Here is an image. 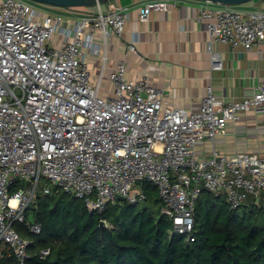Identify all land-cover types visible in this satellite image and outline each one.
Masks as SVG:
<instances>
[{
	"label": "built area",
	"instance_id": "obj_1",
	"mask_svg": "<svg viewBox=\"0 0 264 264\" xmlns=\"http://www.w3.org/2000/svg\"><path fill=\"white\" fill-rule=\"evenodd\" d=\"M182 1L148 0L139 18L148 21ZM201 1L198 20L210 35L213 69L223 65L214 42L250 50L264 41L263 8ZM127 19L123 8L102 4L59 8L0 0V256L8 250L18 264L30 257L31 240L18 225L41 232L28 211L43 178L53 184L46 193L68 192L99 212L120 195L142 201L147 180L159 189L174 232L187 241L195 240L203 189L223 194L232 209L263 203L264 152L215 148L200 157L195 145L214 140L244 110L264 117V82L230 101L209 84L200 109L192 111L167 104L165 90L148 75L128 77V62L120 59L109 73L114 87L103 94L109 39L123 38ZM135 40L130 47L137 51ZM99 55L103 64L94 80L90 58Z\"/></svg>",
	"mask_w": 264,
	"mask_h": 264
},
{
	"label": "trees",
	"instance_id": "obj_2",
	"mask_svg": "<svg viewBox=\"0 0 264 264\" xmlns=\"http://www.w3.org/2000/svg\"><path fill=\"white\" fill-rule=\"evenodd\" d=\"M142 187V201L118 199L102 212L55 188L37 195L28 218L42 224L41 232L18 225L31 240L24 264H264V203L232 209L223 194L203 189L195 208V240L187 241L162 212L157 186L144 180ZM45 248L50 252L41 256ZM0 264L18 260L5 250Z\"/></svg>",
	"mask_w": 264,
	"mask_h": 264
},
{
	"label": "crops",
	"instance_id": "obj_3",
	"mask_svg": "<svg viewBox=\"0 0 264 264\" xmlns=\"http://www.w3.org/2000/svg\"><path fill=\"white\" fill-rule=\"evenodd\" d=\"M148 0H110L104 10L121 7L127 14L123 38L110 37L103 78L102 93L114 87L109 73L118 60L128 62L126 75H148L152 82L165 90L169 105L197 111L209 84L219 98L226 101L241 98L264 82V41L252 49L216 41L213 49L219 53L222 68L213 69L210 35L205 23L198 20L201 0H184L168 10H156L148 21L139 12ZM242 8H263L264 0L239 4ZM77 12L81 13V10ZM135 38L138 50L130 43ZM93 79L102 69V56L90 58ZM234 154L240 151L264 152V117L254 110L240 112L238 119L229 120L214 140L205 139L195 145L196 153L209 157L214 149Z\"/></svg>",
	"mask_w": 264,
	"mask_h": 264
},
{
	"label": "water",
	"instance_id": "obj_4",
	"mask_svg": "<svg viewBox=\"0 0 264 264\" xmlns=\"http://www.w3.org/2000/svg\"><path fill=\"white\" fill-rule=\"evenodd\" d=\"M32 1L48 4V5L56 6V7L70 8V7H85V6H90V5L103 4L110 0H32ZM210 1L223 3V4L239 5V4L249 2L251 0H210ZM137 181L141 182V179H138ZM119 199L126 200V197L123 195H120Z\"/></svg>",
	"mask_w": 264,
	"mask_h": 264
},
{
	"label": "rangeland",
	"instance_id": "obj_5",
	"mask_svg": "<svg viewBox=\"0 0 264 264\" xmlns=\"http://www.w3.org/2000/svg\"><path fill=\"white\" fill-rule=\"evenodd\" d=\"M105 3H107V2H105ZM90 6H95V5H90ZM54 7H56V6H54ZM56 9H58V8H56ZM58 10H61V9H58ZM46 187L53 188V184L49 180H47L46 178H43L41 180L40 187H39V190H38V194L37 195L45 194L46 193L45 192V188ZM263 203H264V200H263Z\"/></svg>",
	"mask_w": 264,
	"mask_h": 264
}]
</instances>
